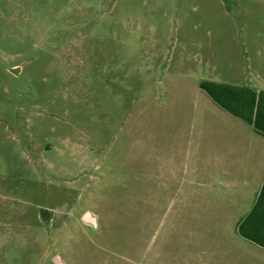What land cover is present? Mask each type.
Returning <instances> with one entry per match:
<instances>
[{
    "label": "rangeland",
    "instance_id": "rangeland-1",
    "mask_svg": "<svg viewBox=\"0 0 264 264\" xmlns=\"http://www.w3.org/2000/svg\"><path fill=\"white\" fill-rule=\"evenodd\" d=\"M254 20L264 0H0V264H260L236 231L253 184L158 160L215 62L264 53Z\"/></svg>",
    "mask_w": 264,
    "mask_h": 264
},
{
    "label": "crops",
    "instance_id": "crops-1",
    "mask_svg": "<svg viewBox=\"0 0 264 264\" xmlns=\"http://www.w3.org/2000/svg\"><path fill=\"white\" fill-rule=\"evenodd\" d=\"M259 21L264 23L254 20ZM237 22L241 21H231ZM255 57L234 55L235 61L252 62L243 67L244 76L238 78L234 62L229 66L215 62L220 77L201 78L198 116L189 121L191 127L182 133V142L171 148L168 158L158 160L166 161L165 166L184 167L183 183H198L206 189L208 184H253V202L239 213L236 231L258 252L256 260L264 264V53L260 50ZM204 59L208 68L209 56ZM213 174L215 177L210 176ZM235 198H231L233 216L237 213Z\"/></svg>",
    "mask_w": 264,
    "mask_h": 264
},
{
    "label": "water",
    "instance_id": "water-1",
    "mask_svg": "<svg viewBox=\"0 0 264 264\" xmlns=\"http://www.w3.org/2000/svg\"><path fill=\"white\" fill-rule=\"evenodd\" d=\"M47 211H48V210L45 209V210H42L41 213H40V217H41L43 220H45L44 217H43V214L46 213ZM48 212H49V211H48ZM49 214H51V213L49 212ZM83 219H84V221H85L86 223L93 224V225H95V226L98 225V224H97V216H94L93 213H92L91 211H86V213H85L84 216H83ZM54 262H55L56 264H63L62 259H61V256H59V255L55 256V258H54Z\"/></svg>",
    "mask_w": 264,
    "mask_h": 264
}]
</instances>
